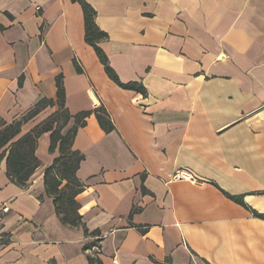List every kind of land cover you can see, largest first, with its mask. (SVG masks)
<instances>
[{"label": "crops", "instance_id": "obj_1", "mask_svg": "<svg viewBox=\"0 0 264 264\" xmlns=\"http://www.w3.org/2000/svg\"><path fill=\"white\" fill-rule=\"evenodd\" d=\"M84 1L118 80L145 95L108 79L78 3L0 0V125L45 99L20 135L57 112L60 75L62 135L99 107L114 125L106 134L90 115L74 136L86 233L61 225L45 194L59 156L49 133L26 188L0 162V264H264V219L252 214L264 216V0Z\"/></svg>", "mask_w": 264, "mask_h": 264}, {"label": "trees", "instance_id": "obj_2", "mask_svg": "<svg viewBox=\"0 0 264 264\" xmlns=\"http://www.w3.org/2000/svg\"><path fill=\"white\" fill-rule=\"evenodd\" d=\"M78 3L83 12L84 24V41L96 53L100 65L104 67L105 74L108 79L115 85L126 91H135L145 95V89L137 82L123 84L118 80L116 73L108 64V58L100 47V43L107 39L104 32L98 29L94 20L96 12L84 0H71ZM77 71H81L80 67L74 62ZM61 75L55 79L56 96L58 107L57 112L50 115L43 123L33 127L30 132L20 135L21 127L24 123L30 121L33 117L42 112L46 107L52 106L51 100H41L29 111V113L21 120L12 124L0 125V162L5 160V169L7 179L20 186L26 188L28 181L34 172L40 166L35 151L38 145V139L41 135L49 133L48 152L53 153L57 149L59 156L53 160L52 164L47 167L43 175L44 190L47 197H51L53 201L54 211L61 225L70 228L82 227L86 233L82 217L79 214V204L76 197L84 189V185L76 177L79 164L84 160V156L78 151H73L72 146L74 136L78 129L86 126V119L90 115H94L97 124L104 133H110L114 130V125L110 117L103 107L95 108L92 111L81 112L74 115V126L64 135L61 130L71 118L68 110L64 107V89L61 82ZM144 191V189H143ZM228 198L234 203L243 205L241 197ZM254 217L264 219L252 211ZM88 264H101L100 260L95 257H87ZM204 264H210L205 263Z\"/></svg>", "mask_w": 264, "mask_h": 264}, {"label": "built area", "instance_id": "obj_3", "mask_svg": "<svg viewBox=\"0 0 264 264\" xmlns=\"http://www.w3.org/2000/svg\"><path fill=\"white\" fill-rule=\"evenodd\" d=\"M181 178L183 179H187V180H194V178H192V176L187 173V172H184L181 174ZM3 212H6L7 211V208L5 207V209L2 210ZM110 264H118L117 260L115 257H113L110 261Z\"/></svg>", "mask_w": 264, "mask_h": 264}]
</instances>
